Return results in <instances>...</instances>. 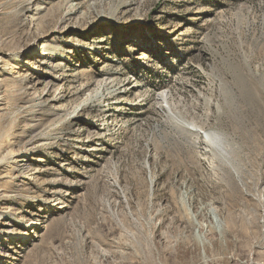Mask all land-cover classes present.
Returning a JSON list of instances; mask_svg holds the SVG:
<instances>
[{
  "label": "rangeland",
  "instance_id": "obj_1",
  "mask_svg": "<svg viewBox=\"0 0 264 264\" xmlns=\"http://www.w3.org/2000/svg\"><path fill=\"white\" fill-rule=\"evenodd\" d=\"M0 264H264V0H0Z\"/></svg>",
  "mask_w": 264,
  "mask_h": 264
},
{
  "label": "bare ground",
  "instance_id": "obj_2",
  "mask_svg": "<svg viewBox=\"0 0 264 264\" xmlns=\"http://www.w3.org/2000/svg\"><path fill=\"white\" fill-rule=\"evenodd\" d=\"M249 95H251V92L249 93ZM162 98V97H161ZM261 99H263L262 97H261ZM253 105H257L256 103V101H254L253 100V102H251ZM261 104V103H260ZM263 105V104H262ZM258 106V105H257ZM256 109H258V108H256ZM259 110V109H258ZM257 113V112H256ZM252 142H253V144H254V147H255V151L256 152H259L260 151V149H261V145H260V139L258 138V136H257V134H256V130L255 129H253V138H252ZM201 238V237H200ZM201 241V240H200Z\"/></svg>",
  "mask_w": 264,
  "mask_h": 264
}]
</instances>
